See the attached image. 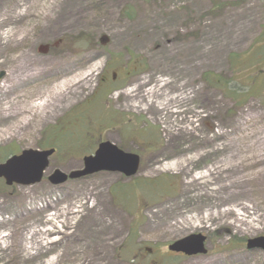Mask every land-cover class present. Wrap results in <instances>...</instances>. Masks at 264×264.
Segmentation results:
<instances>
[{"label": "rangeland", "instance_id": "1", "mask_svg": "<svg viewBox=\"0 0 264 264\" xmlns=\"http://www.w3.org/2000/svg\"><path fill=\"white\" fill-rule=\"evenodd\" d=\"M59 39L69 55L38 52ZM262 69L264 0H0V106L69 79L44 110L36 100L20 119L0 113V163L6 153L57 148L41 183L0 180V264H264V251L246 248L264 237ZM113 72L123 88L108 100L137 113L148 133L138 175L51 185L54 170L82 169L100 143L93 126L108 122L105 106L89 101ZM179 95L187 99L156 108ZM218 136L228 140L207 142ZM201 172L209 182H191ZM197 233L207 255L168 252Z\"/></svg>", "mask_w": 264, "mask_h": 264}, {"label": "water", "instance_id": "2", "mask_svg": "<svg viewBox=\"0 0 264 264\" xmlns=\"http://www.w3.org/2000/svg\"><path fill=\"white\" fill-rule=\"evenodd\" d=\"M102 43L106 44L107 39H102ZM4 76L5 72H0V81ZM54 153V149L44 151L30 149L23 151L20 155L12 156L0 164V179H4L8 186L13 184L25 187L36 185L42 181L49 167V159ZM139 168V156L124 152L111 142H104L98 146L94 155L83 159L82 169L69 174L55 170L48 177V181L54 186H59L69 180L84 179L102 172L118 173L131 178L137 175ZM206 240L207 238L202 234H192L175 241L168 249L189 257L206 255L208 252L205 246ZM247 249L264 251V237L249 239Z\"/></svg>", "mask_w": 264, "mask_h": 264}, {"label": "flooded vegetation", "instance_id": "3", "mask_svg": "<svg viewBox=\"0 0 264 264\" xmlns=\"http://www.w3.org/2000/svg\"><path fill=\"white\" fill-rule=\"evenodd\" d=\"M60 43L55 44L52 43L50 45H44V47L41 49V51H44L45 56L47 57H53V56H60V55H69V48L70 46L65 43L69 42V40L59 39ZM72 41V40H71ZM65 44L64 46H62ZM74 45L73 41L71 42V46ZM61 47H66L65 50H60ZM41 48V47H40ZM39 52V49H38ZM58 53V54H57ZM136 64V65H135ZM133 65V68L130 70L125 71L126 79L131 78L133 75H136V73L139 71V62L135 63ZM139 68V69H138ZM262 73H264V69H262ZM123 79H121L118 76L117 72H113L112 77L109 78H102L100 81V85L97 89V91L93 94L91 97L90 106L94 107V105L98 104H104L105 106L104 114L102 121L106 122V124H102L101 122L94 124L93 131L98 132L100 135V143L104 141H110L117 145L120 149L129 152V153H136L141 158V153L137 152L138 142L143 141V137L147 136V131H143V127L140 126V122L138 121L137 113H125L124 110H118L115 108V106L112 105V102L108 99L112 97V95L115 92L120 91L123 88ZM104 100L103 103H99V101ZM87 116V115H86ZM90 118V117H87ZM92 130V128H91ZM93 133V134H96ZM110 134V138H107L106 136ZM104 135L105 138L104 139ZM112 135H115V138H112ZM144 137V138H145ZM124 139L127 141H130V145H135L133 148H124L119 142L116 140ZM143 144V142H142ZM98 146V145H97ZM97 149V148H96ZM147 149V148H146ZM96 151V150H95ZM94 151V152H95ZM147 151H149L147 149Z\"/></svg>", "mask_w": 264, "mask_h": 264}, {"label": "bare ground", "instance_id": "4", "mask_svg": "<svg viewBox=\"0 0 264 264\" xmlns=\"http://www.w3.org/2000/svg\"><path fill=\"white\" fill-rule=\"evenodd\" d=\"M68 83H69V79H64L56 87L54 92L49 90V91H45L43 93L37 92L35 94H28L24 98L23 101H21L18 98L14 97L13 101L7 102V106L5 108H2L0 106V113L2 112V110H4V112H5L4 114L8 118H10V119L18 118V119H20V118L23 117L24 114H26L28 116L30 109H35L33 105H34L36 100L39 101V103H37V106H36V107H38V110H41V109L44 110V109L48 108V106L50 105L49 103H51L50 100L53 99V97L57 98L62 93V91L65 90L64 86L67 85ZM10 88L5 86L6 94H8L10 91H13ZM150 95L153 96V92L152 91L148 93V96H150ZM11 98H13V96L10 97V100H11ZM176 99L180 100V102H181V101L187 99V95H179V97H175V96L169 97V96H167V97H165V99H164V101L162 103L160 102L158 105L156 104V108L165 109L166 108V104H167V106L169 104L168 101L171 102L172 100H176ZM150 102L154 103V101H150ZM25 108H27V110ZM11 111H12L11 114L7 113V112H11ZM23 119H25V122L27 123L29 118H23ZM223 135H225V134H223ZM218 139L222 140V139H226V138H224V136H221V137L218 136L217 138H213L211 141H207V142H209V143L216 142V140H218ZM227 140L228 139H226V141ZM232 141H233V139H232ZM262 162H263V160L260 159V160L256 161L254 164H259V163H262ZM180 164L181 163L177 162V163L171 164L169 167L170 168H174V167H176V166H178ZM210 178H211L210 174L201 172L191 182H194L195 180H202V181H204V183L207 184L209 182ZM189 184H191V183H189ZM192 219H194V218H192ZM0 224H2V220H0ZM6 237H8V235L3 236L1 239H4ZM3 243L6 244V241H4ZM8 246H9V244H8Z\"/></svg>", "mask_w": 264, "mask_h": 264}, {"label": "trees", "instance_id": "5", "mask_svg": "<svg viewBox=\"0 0 264 264\" xmlns=\"http://www.w3.org/2000/svg\"><path fill=\"white\" fill-rule=\"evenodd\" d=\"M7 154H8V153H6V154H4V155H1V156L4 158V157L7 156ZM223 236H229V237L231 238V237H232V233H230V232H226L225 235H223ZM232 244H233V242H232ZM233 245H234V244H233Z\"/></svg>", "mask_w": 264, "mask_h": 264}]
</instances>
